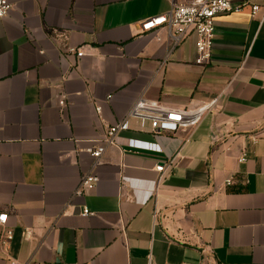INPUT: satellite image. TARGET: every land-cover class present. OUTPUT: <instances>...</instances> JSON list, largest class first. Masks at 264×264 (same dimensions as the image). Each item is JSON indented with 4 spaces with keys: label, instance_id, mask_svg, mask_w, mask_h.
<instances>
[{
    "label": "crops",
    "instance_id": "0c3cea01",
    "mask_svg": "<svg viewBox=\"0 0 264 264\" xmlns=\"http://www.w3.org/2000/svg\"><path fill=\"white\" fill-rule=\"evenodd\" d=\"M10 2L0 214L13 237L0 264H264V3L256 17L249 6L217 16L200 66L195 36L172 50L165 29L141 30L169 0ZM81 45V59L65 54ZM141 96L218 101L194 129L152 135L132 121L122 135L151 148L109 147L96 188L74 196L93 162L86 149Z\"/></svg>",
    "mask_w": 264,
    "mask_h": 264
},
{
    "label": "built area",
    "instance_id": "2783aa9c",
    "mask_svg": "<svg viewBox=\"0 0 264 264\" xmlns=\"http://www.w3.org/2000/svg\"><path fill=\"white\" fill-rule=\"evenodd\" d=\"M170 8L166 12L153 15L142 21V32L165 29L172 40V50L182 44L190 36L196 37L197 57L195 63L203 66L212 58L215 38V20L222 14L240 12L249 6L252 17L261 10L264 0H169ZM10 0H0V20L9 15L12 10ZM66 55H74L77 59L84 57L85 45L67 48ZM218 99L210 102L190 103L186 106H174L161 101L148 100L141 96L133 104L128 116L115 124L109 125L102 137L93 146L86 149L93 158L90 169L82 176L74 196L85 195L96 188L100 177L97 167L109 147L118 145L132 148L150 149V143L122 135L124 131L133 128L132 121H138V128L142 131L156 135L162 132H175L181 128L194 129L207 112L213 109ZM65 105V102H63ZM98 112L101 106L97 104ZM246 160L245 154L239 157L240 162ZM170 165H157L160 179ZM233 177L226 180L227 185H232ZM94 214L88 207L83 209V215ZM8 214H0L2 233L0 244L7 247L13 237V230L7 227ZM9 264H31L10 258Z\"/></svg>",
    "mask_w": 264,
    "mask_h": 264
}]
</instances>
